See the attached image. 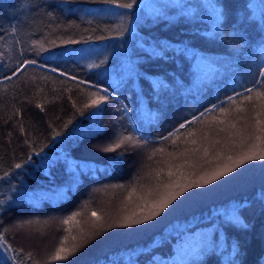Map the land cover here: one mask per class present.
<instances>
[{
    "label": "trees",
    "instance_id": "trees-1",
    "mask_svg": "<svg viewBox=\"0 0 264 264\" xmlns=\"http://www.w3.org/2000/svg\"><path fill=\"white\" fill-rule=\"evenodd\" d=\"M261 72L264 0H136L132 9L0 0V264H230L234 244L236 264H264V161L189 188L152 220L123 224L141 197L255 142ZM104 88L109 100L85 108ZM125 135L134 141L103 151ZM61 243L76 250L52 260Z\"/></svg>",
    "mask_w": 264,
    "mask_h": 264
},
{
    "label": "snow or ice",
    "instance_id": "snow-or-ice-1",
    "mask_svg": "<svg viewBox=\"0 0 264 264\" xmlns=\"http://www.w3.org/2000/svg\"><path fill=\"white\" fill-rule=\"evenodd\" d=\"M105 3L111 4V5H116L119 8H124V9H132L134 5L136 4V0H104ZM214 31L216 34L219 33V22H220V14L219 10L214 9ZM15 31V30H14ZM123 32L118 33V35H123ZM96 39H104V37H96ZM63 44L66 43H75V41H69V40H61L60 41ZM38 43V42H37ZM168 46H162V50L157 51L153 50V55L156 56H162L163 55V49H166ZM41 48L43 46L41 45ZM187 51V49H185ZM84 56H87V53L84 54ZM202 60V58H201ZM105 60H101L100 63L103 64L105 63ZM37 61L31 60V61H23L20 64H18L13 71V75H16L19 72H22L24 69V65L26 64H35ZM89 68L93 67H99L97 64H89L87 65ZM261 75H264V72L260 73ZM65 75H67L65 73ZM4 79H11V77H4ZM71 80L75 81L78 78L76 76H71ZM82 83H88L87 81H83ZM163 82L162 81H155L153 84V87L155 89H159L163 87ZM253 88L245 89L246 93H252ZM107 89H98L96 91L90 92V100L89 103L85 104V108H95L106 101L109 100V95H107ZM240 93H236V96H240ZM257 98L264 96V92H256ZM229 101H233V97H228L227 98ZM244 99H247L249 101L252 100L251 95H247L244 97ZM212 108L215 109L216 105H212ZM224 109L221 108V111ZM207 111V110H206ZM203 115V114H202ZM257 116H259V113H257ZM196 117H193V120H195ZM192 121H187L186 124H190ZM262 123L261 121H257V124ZM186 124H181L179 127L184 128ZM260 135H257L255 137V142L251 143L246 150L241 151L238 153L235 157L229 156L227 158L228 162L218 165L215 168L209 169V170H204L198 175H195V178H189L185 177L182 174L179 175L176 179L172 180L170 179L168 183L164 184L162 188L158 190V192L153 196L151 199L146 198V197H141V200L143 201L142 205L139 207L141 208V211L139 214L137 213H132L129 216H126L123 218V224L128 225V224H140L144 221L152 220L156 216H159L174 200L177 199V197L183 195L185 192L188 191L189 188H194V187H199L202 184H210L215 180H219L222 176H225L227 173L232 172L235 170L236 167H239L242 164H245L248 161H264V128L259 129ZM56 135H59V133H55ZM171 135V134H170ZM163 139H167V137H164ZM134 138L131 136H121L115 143L114 145L110 147H106L103 149L104 152H112L115 151L117 148H119L121 145L125 144V142H133ZM195 143V141H193ZM35 151V150H34ZM16 168L22 167L21 164L17 163L15 165ZM169 177L173 176V173L170 171L168 173ZM134 191V190H133ZM3 201H0V204H2ZM2 211V209H0ZM92 216L97 217V213L93 211ZM79 213H73L71 216H69L67 219L63 221L64 224H69L70 221L74 220L76 216H78ZM99 219V217H97ZM231 219L239 223V217L235 215V212H233ZM28 223H31L30 221ZM113 225H109V227H112ZM3 234L0 233V238H2ZM65 240H67V237H64ZM87 242V241H86ZM3 247L5 249H10L11 245L7 243L6 240L3 241ZM75 247L71 250L66 249L64 247V244L61 243V245L56 249V252L52 255L51 259L52 260H66L68 259V256L72 254L73 251H75ZM14 251V250H13ZM238 245L234 244L232 246V251L230 254V264H236V261L234 257L238 254ZM15 258V257H13ZM31 258V257H29ZM23 264V262H21ZM113 264H121L120 261H113ZM125 264H135V262L129 258L128 261L125 262Z\"/></svg>",
    "mask_w": 264,
    "mask_h": 264
},
{
    "label": "rangeland",
    "instance_id": "rangeland-1",
    "mask_svg": "<svg viewBox=\"0 0 264 264\" xmlns=\"http://www.w3.org/2000/svg\"><path fill=\"white\" fill-rule=\"evenodd\" d=\"M0 250H1V248H0Z\"/></svg>",
    "mask_w": 264,
    "mask_h": 264
}]
</instances>
